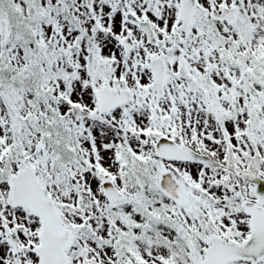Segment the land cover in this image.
<instances>
[{"label": "snow or ice", "instance_id": "1", "mask_svg": "<svg viewBox=\"0 0 264 264\" xmlns=\"http://www.w3.org/2000/svg\"><path fill=\"white\" fill-rule=\"evenodd\" d=\"M0 264H264V0H0Z\"/></svg>", "mask_w": 264, "mask_h": 264}]
</instances>
